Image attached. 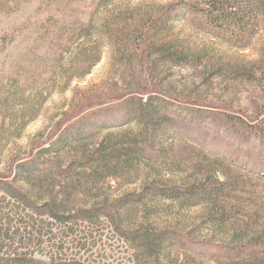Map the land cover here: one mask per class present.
<instances>
[{
  "label": "rangeland",
  "instance_id": "obj_1",
  "mask_svg": "<svg viewBox=\"0 0 264 264\" xmlns=\"http://www.w3.org/2000/svg\"><path fill=\"white\" fill-rule=\"evenodd\" d=\"M211 1L0 0V264H264V0Z\"/></svg>",
  "mask_w": 264,
  "mask_h": 264
},
{
  "label": "trees",
  "instance_id": "obj_2",
  "mask_svg": "<svg viewBox=\"0 0 264 264\" xmlns=\"http://www.w3.org/2000/svg\"><path fill=\"white\" fill-rule=\"evenodd\" d=\"M210 4H211V8L209 9L210 10V14H211L209 16L210 18H216V20H217V17H216L217 14L218 13H222V15L224 16L225 20H228V19L230 20L231 15H230V12L228 10L230 8H232L231 0H212ZM141 94H150V95H149L148 100L145 103L143 102V99H142L143 97H140L139 106L135 105V107H131V109H132L131 113H132V116H133V118H131V120H134V121L135 120L136 121L139 120L141 122V119L143 118V120H144V118H145V121L143 123V134H144V137H145L144 138V142H146L148 144V146H151L150 141H148L149 139H152V141L154 140V142H156V141H158L160 139L159 138L160 137L159 128L155 127V126H157V122L160 123V120L154 119L152 112L149 111V113H148L147 109H149V108L153 107L155 104H157L156 102H157L158 99L155 96H153V94H154L153 91L146 92V90L144 89L143 92H141ZM91 104H95V103L92 102L90 98L82 101L81 107H85V108H83L81 111L80 110L77 111L73 115V117H78L79 115H81V113L86 110L87 106H91ZM140 114H142L143 117H140V116H142ZM226 122L228 124H229V122L232 123V121H230V120L229 121L226 120ZM241 123H243V122H241ZM154 124H156V125L154 126ZM150 126L152 127L151 131L149 130ZM252 132L258 133L260 138L263 139V141H264V130H258V129L255 128V131H252ZM127 155H128L127 162H129L130 160L133 159V157H131L130 154H127ZM236 163L238 164V163H240V161L236 160ZM10 169L13 170V171L15 170L14 163L11 164ZM157 188H158V190L161 191L160 187H157ZM13 192L11 191V193L14 194V196H16L17 198H21V196H22V198L23 197L27 198L25 196L26 193L22 192V194H21V193L16 191L17 193H19V195H16V193H13ZM162 195L167 196L169 198H178V197H180V193H178V192L173 193L172 191H164V193H162ZM28 199H30V198H28ZM27 205L32 206L30 202ZM124 205H125V203L123 204V206ZM46 207H47V204L35 206L36 210L38 212H41V213L44 212ZM99 211H101V214H105V209H96V208L95 209H88V210L80 211L78 213L80 215V217H77V216L74 215L72 217H66L65 218V214H58L57 213V212H64V211H60V210H58L56 213H53V211H51L50 214L53 217L57 218L60 223L67 224L68 222H73V218L74 219L77 218L76 220H78V221L79 220H82V221H91V220H93L94 221L95 220V214L94 213L99 212ZM112 212L115 213V211H109V214H111ZM93 221H91V223ZM121 230H118V231L121 233ZM138 234H140V235H138ZM136 235H137L136 238L138 236H140L146 241L145 248H146V250L148 252H150V253H148L150 255L152 254L151 252L157 251L159 249V247L164 242L168 241V239H169L167 231L166 232L165 231L157 232V231H149V230L146 231V230H144L142 232H138ZM123 236H125V235H123ZM6 261H7L8 264H44L42 261H39V260L34 259V258H28V257H25V256L24 257L15 256V257H12V258H10L9 260H6ZM69 264H73V261L70 262ZM77 264H83V263H77Z\"/></svg>",
  "mask_w": 264,
  "mask_h": 264
}]
</instances>
